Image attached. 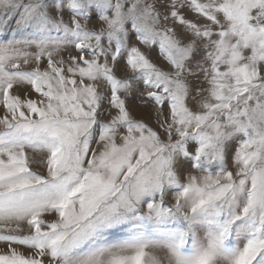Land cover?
<instances>
[{"label": "snow or ice", "instance_id": "6c2138e0", "mask_svg": "<svg viewBox=\"0 0 264 264\" xmlns=\"http://www.w3.org/2000/svg\"><path fill=\"white\" fill-rule=\"evenodd\" d=\"M0 245L264 264V0H0Z\"/></svg>", "mask_w": 264, "mask_h": 264}, {"label": "rangeland", "instance_id": "374dc122", "mask_svg": "<svg viewBox=\"0 0 264 264\" xmlns=\"http://www.w3.org/2000/svg\"><path fill=\"white\" fill-rule=\"evenodd\" d=\"M152 56H153L154 59H159V55H158L157 51H153L152 52ZM132 103L137 105V113H138V115H140L142 118H144L147 122L154 124L153 117L149 114V110L148 109H145L143 107L138 106L139 105L138 101H133ZM0 247H2V245H0Z\"/></svg>", "mask_w": 264, "mask_h": 264}]
</instances>
